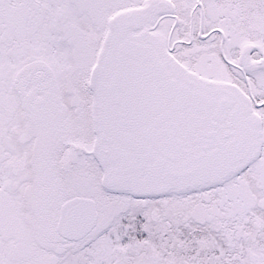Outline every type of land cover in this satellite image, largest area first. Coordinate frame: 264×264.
<instances>
[{"label":"snow or ice","instance_id":"snow-or-ice-1","mask_svg":"<svg viewBox=\"0 0 264 264\" xmlns=\"http://www.w3.org/2000/svg\"><path fill=\"white\" fill-rule=\"evenodd\" d=\"M0 264H264V0H0Z\"/></svg>","mask_w":264,"mask_h":264}]
</instances>
